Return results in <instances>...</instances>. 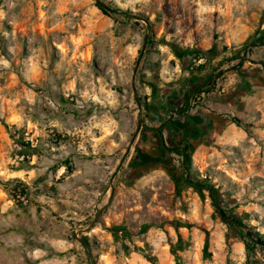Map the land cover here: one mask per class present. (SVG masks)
<instances>
[{
	"label": "rangeland",
	"instance_id": "obj_1",
	"mask_svg": "<svg viewBox=\"0 0 264 264\" xmlns=\"http://www.w3.org/2000/svg\"><path fill=\"white\" fill-rule=\"evenodd\" d=\"M263 32L264 0H0L6 264H264L148 129L264 238V46L226 71ZM201 72L197 109L170 114ZM209 96L224 103L201 113Z\"/></svg>",
	"mask_w": 264,
	"mask_h": 264
},
{
	"label": "trees",
	"instance_id": "obj_2",
	"mask_svg": "<svg viewBox=\"0 0 264 264\" xmlns=\"http://www.w3.org/2000/svg\"><path fill=\"white\" fill-rule=\"evenodd\" d=\"M97 6L100 10L104 11L105 10V6H103L100 3H97ZM252 46H264V32L258 36H253L252 38H250L247 43L240 49L237 50L235 52V54L233 56H231L229 58V62L230 61H235L238 60V63L235 66H232L230 69L226 70L227 72H238L240 67L243 64V60L239 58L240 54L243 53L244 57L248 59L249 57V50H247L248 48L252 47ZM190 52L187 51H183L180 52V54L178 55H187ZM258 63V62H257ZM260 64H262L264 66V62H259ZM197 81V78L194 76H190L188 78V83L191 86H194L195 83ZM201 87H195L194 89L191 90V92L186 96V99L180 98V99H170L169 100V113L170 114H178V115H182L185 112H189L192 109H194L195 105H190L189 100L192 99L194 96L196 95H200L202 93L201 91ZM135 100L137 101V104L140 105V101L138 98H135ZM206 100H211L214 103L217 104H221L224 103V98L222 96H213L211 98V96L207 97ZM173 123V127L174 129H180L183 128V124H181V122L179 120H173L171 121ZM149 130H152L156 133V135L159 137L160 140V150L161 152H169V153H174L177 156L181 157L182 159V163L180 166V169L185 172V177L188 183H192L195 186H197L200 190L205 189L208 191L209 197L211 199V205L215 210V213L224 220V222L227 224V227L236 232L239 239L243 242L245 250L249 253L252 252L256 247L262 248L264 249V238H262L261 236H259L258 234H256L255 232H253L250 228H247L242 221L237 220L235 218H231L229 216H227L224 208L222 207V198L219 194V192L216 189L211 188L210 186H208L206 184V182H201L198 180H194L192 181V178L190 176L189 173V165L187 163V155L184 151L183 148L181 147H169L165 144L162 133L160 131L159 128H148ZM141 157H145L144 154H140ZM13 191L17 192V193H21L24 194L25 191V186L22 183H18L16 185L13 186Z\"/></svg>",
	"mask_w": 264,
	"mask_h": 264
},
{
	"label": "crops",
	"instance_id": "obj_3",
	"mask_svg": "<svg viewBox=\"0 0 264 264\" xmlns=\"http://www.w3.org/2000/svg\"><path fill=\"white\" fill-rule=\"evenodd\" d=\"M202 73V72H201ZM209 76H210V74H208V73H202V75L201 76H199V78H197V81H196V83H195V85L194 86H191L190 84H189V87H190V89H189V93L191 92V90L192 89H194L195 87H200V86H202V85H205V83H207V81H209ZM191 87H193V88H191ZM188 93V94H189ZM181 98V97H180ZM180 98H168L169 100L170 99H180ZM208 101V104H206V108H200V110H203V111H201V113H206V112H208L207 111V108L209 107V109H211V108H213L212 107V105L214 106V107H216L218 104L217 103H214L213 104V102H211V100H207ZM169 102V101H168ZM197 109V108H196ZM196 109H194V110H196ZM190 113H192V111H190ZM200 113V114H201ZM187 114V112H185V113H183L182 115H181V118L182 119H185L186 117H188V115H186ZM192 115V114H191ZM205 115V114H204ZM204 115H202V117L204 116ZM207 115V114H206ZM159 116V115H158ZM199 116H201V115H199ZM160 117V116H159ZM205 117V116H204ZM207 117V116H206ZM180 118V119H181ZM190 118V117H189ZM179 119V118H178ZM179 119V121L181 122V124H183V127H184V125L186 126V124L184 123V120H180ZM197 120V118H195V121ZM165 129H167V130H169V131H171L172 129L174 130V127H173V123H170V124H168L166 127H165ZM176 130H177V128H176ZM166 145H168V144H166ZM169 146V145H168ZM69 259H73V258H69ZM66 260H64V259H61V260H55V262L57 263V264H64V262H65ZM0 264H6L7 263V261L6 260H4V258L1 256L0 257Z\"/></svg>",
	"mask_w": 264,
	"mask_h": 264
},
{
	"label": "built area",
	"instance_id": "obj_4",
	"mask_svg": "<svg viewBox=\"0 0 264 264\" xmlns=\"http://www.w3.org/2000/svg\"><path fill=\"white\" fill-rule=\"evenodd\" d=\"M201 62H202L201 60L198 61V63H201ZM15 193H17V192H15ZM18 195H20V194H18ZM17 197H18V199L20 198L19 196H17ZM20 200L26 202V201L24 200V197H21Z\"/></svg>",
	"mask_w": 264,
	"mask_h": 264
},
{
	"label": "water",
	"instance_id": "obj_5",
	"mask_svg": "<svg viewBox=\"0 0 264 264\" xmlns=\"http://www.w3.org/2000/svg\"><path fill=\"white\" fill-rule=\"evenodd\" d=\"M142 54H143V49H142V51H141V53H140V55H139V58H138V60H137V62H136V65H138V64H139V60H140V58H141Z\"/></svg>",
	"mask_w": 264,
	"mask_h": 264
}]
</instances>
